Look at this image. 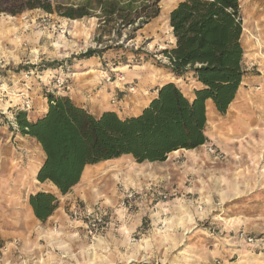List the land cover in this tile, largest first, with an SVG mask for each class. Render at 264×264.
<instances>
[{
  "label": "rangeland",
  "instance_id": "rangeland-1",
  "mask_svg": "<svg viewBox=\"0 0 264 264\" xmlns=\"http://www.w3.org/2000/svg\"><path fill=\"white\" fill-rule=\"evenodd\" d=\"M165 3L156 19L120 38L100 37L95 17L0 13V264H264V14L261 27L246 29L251 7H264V0H239L249 83L244 78L241 99L220 116L218 132L207 124L199 157L168 159L164 168L128 156L89 166L68 198L59 197L52 225L35 221L28 206L33 193L56 194L51 185L35 175L19 195L4 187L12 166L44 159L39 145L11 125L13 114L22 109L32 120L46 94L65 96L71 78L98 62L94 55L84 67L79 58L87 50L100 52L99 70L90 71L100 75L99 87L120 92L135 91L134 67L167 64L161 51L173 46L168 15L176 3ZM174 80L192 99V77Z\"/></svg>",
  "mask_w": 264,
  "mask_h": 264
},
{
  "label": "trees",
  "instance_id": "trees-1",
  "mask_svg": "<svg viewBox=\"0 0 264 264\" xmlns=\"http://www.w3.org/2000/svg\"><path fill=\"white\" fill-rule=\"evenodd\" d=\"M28 10L68 20L95 17L100 37L120 38L124 31L135 33L156 19L160 0H0V13L16 16ZM168 24L173 46L161 51L167 61L162 67L175 78L190 75L199 84L192 99L168 82L137 116L113 111L93 115L66 95L51 92L45 96L46 112L36 120H29L22 109L13 114L16 131L34 140L43 153L37 182L57 192L29 195L28 206L38 222L45 223L54 214L59 197L79 185L89 166L125 156L137 164L160 163L173 152L207 144L206 101L225 115L246 76L240 3L180 0L169 13ZM98 53L87 50L79 59Z\"/></svg>",
  "mask_w": 264,
  "mask_h": 264
},
{
  "label": "crops",
  "instance_id": "crops-1",
  "mask_svg": "<svg viewBox=\"0 0 264 264\" xmlns=\"http://www.w3.org/2000/svg\"><path fill=\"white\" fill-rule=\"evenodd\" d=\"M240 7L242 9L241 5ZM263 14H264V7H262L259 4L257 6H252L250 12L248 13V19L250 20L249 21L250 24L249 25L247 24L246 29L249 30L251 33H253L255 29L261 27L262 25L259 20H261L260 16H262ZM242 22H243V30L245 31L244 26L246 21L245 18H243V15H242ZM172 41H173V37H172ZM94 59L98 60V62L95 63L96 66H94L93 69L90 68V71L97 72L99 70L98 65L99 64L101 65L100 61H102V59L100 58V56ZM81 62L82 63L86 62V64H84V67H88L92 63L90 62L89 59L81 60ZM82 70L83 68L80 69V71ZM88 70L89 69L82 72H78L76 76L74 75V78H71L70 80L71 82L66 96L69 97V99H71L74 104L86 109L88 112L92 113L93 115H98L103 111H113L117 113L119 116H127V117L137 116L141 112V110L147 106L150 99L156 95V90L159 87H161L165 83L175 81L174 80L175 77L170 73L168 69L164 67H160L150 71H147V69L145 68L141 70V68L139 67L137 70H132L129 75V77H131L133 80L136 81L135 91L133 93H126V92H120L121 90L120 91L115 90L109 84H104L102 85V87H99V82L101 79L100 75L98 76L93 75ZM51 71L52 72L56 71V69ZM244 78L247 79V76ZM246 81L248 84L249 79H247ZM244 83L245 82L242 81L235 100L230 104L224 116L229 114V112H231L233 108H235L234 107L235 102L241 99L242 93L244 91V87H243L245 85ZM194 84L197 88L199 87V84H197L196 82H194ZM251 84H258V83L255 82L254 80L253 82H251ZM114 99L116 100L115 103H114ZM206 106H207L206 108L208 107L210 108L209 115H206V128H207V124L214 122L216 123L215 125L218 132V130L220 129L218 128L220 127V121L223 118L220 117L221 115H219L215 111L211 101L209 100L206 101ZM240 108L241 106L239 105V109ZM46 110H47V103L45 101L44 106H42L41 108L40 114L38 113L34 115L32 117V120L34 121L40 116H42L46 112ZM206 114L208 113L206 112ZM238 115L239 114H237L236 116ZM232 116L234 117L233 114ZM28 119L30 120V118ZM201 153H202V147L196 148L194 150H178L176 152L171 153L164 162L154 163V165H160L159 167L164 168L167 165L168 159H176L177 157H184V156L195 158V156L199 157ZM69 195L70 193L65 196H61L62 197L61 200L63 201L64 199H67ZM54 218H56L55 213L50 218H48L46 224L52 225L55 222ZM35 221L37 220L35 219Z\"/></svg>",
  "mask_w": 264,
  "mask_h": 264
},
{
  "label": "bare ground",
  "instance_id": "bare-ground-1",
  "mask_svg": "<svg viewBox=\"0 0 264 264\" xmlns=\"http://www.w3.org/2000/svg\"><path fill=\"white\" fill-rule=\"evenodd\" d=\"M179 0H166L165 6H170V4L172 3H178ZM175 4V5H176ZM168 9V8H167ZM168 14V13H167ZM134 68H139V66L134 67ZM141 70L145 67H140ZM125 70V69H124ZM207 107V106H206ZM209 111L210 108H206V112L209 115ZM22 165V164H21ZM21 165L16 164V166H12L11 172L10 174H8L9 176L6 178V180L4 181V187L8 188L11 187L12 188V192L15 193L16 195H19L21 192L25 191V189L28 188L29 186V181L32 180L33 176L36 175L37 170L39 168L38 164H35L33 161H29L28 164H26V166H24L23 168L21 167ZM1 167V166H0ZM1 169V168H0ZM6 171V170H5ZM4 172V171H3ZM6 175V174H5ZM4 178V177H3ZM35 180V179H34ZM32 185V184H31ZM7 190V189H6ZM5 191V190H4ZM8 192V191H7ZM8 195V194H7ZM7 197V196H6ZM18 197V196H17ZM15 197V198H17ZM9 198V197H7ZM8 200V199H7ZM12 200V199H11ZM13 202L15 201V199L13 198L12 200ZM18 204V203H17Z\"/></svg>",
  "mask_w": 264,
  "mask_h": 264
},
{
  "label": "built area",
  "instance_id": "built-area-1",
  "mask_svg": "<svg viewBox=\"0 0 264 264\" xmlns=\"http://www.w3.org/2000/svg\"><path fill=\"white\" fill-rule=\"evenodd\" d=\"M126 86L128 87L127 89H128L129 91H133V90H134V88H133V84H126ZM26 107H28V106H26ZM11 125H12V126H15V123L13 122V123H11ZM208 151L211 152V149H208ZM98 222H99V221H98ZM95 223H96V222H93L89 227H90V228L93 227Z\"/></svg>",
  "mask_w": 264,
  "mask_h": 264
}]
</instances>
